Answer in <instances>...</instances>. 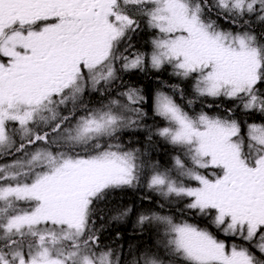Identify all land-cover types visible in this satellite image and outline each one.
Masks as SVG:
<instances>
[{"label":"snow or ice","instance_id":"snow-or-ice-1","mask_svg":"<svg viewBox=\"0 0 264 264\" xmlns=\"http://www.w3.org/2000/svg\"><path fill=\"white\" fill-rule=\"evenodd\" d=\"M165 66L194 98L161 82L147 125L123 74ZM208 97L230 106L186 110ZM238 112L264 115V0H0V264H124L96 223L141 183L156 197L136 223L163 232L129 264H264V123L244 135ZM135 128L174 146L170 167L123 143Z\"/></svg>","mask_w":264,"mask_h":264},{"label":"trees","instance_id":"trees-1","mask_svg":"<svg viewBox=\"0 0 264 264\" xmlns=\"http://www.w3.org/2000/svg\"><path fill=\"white\" fill-rule=\"evenodd\" d=\"M215 19V17H213ZM218 23L224 27L228 28L229 25L224 21L220 20ZM152 31L148 30L146 27L143 28L139 33L136 34L133 44L137 46L141 51L151 50V39ZM172 69L169 66H165L164 69L159 72L149 69L145 72L133 71L130 73L123 74V80L127 83H132L136 87L143 89L146 96L145 103L149 105L146 111L149 115L145 118L144 123L147 125H153L154 123L158 127L164 126V122L158 117H154L150 111V101L151 97L157 90H163L171 92V89L164 87L161 82H166L168 85L178 84L180 88L185 90L184 103L187 100L193 99L192 87L190 81H183L173 75H171ZM119 83V81H117ZM91 100L93 104L100 100L99 94L85 96V100ZM176 99L180 102L179 92L176 93ZM209 104L222 105L223 107H229L230 105L223 98L215 99L201 98L196 100V102L187 108L190 113H199L200 111H206L209 114H216L215 107L209 108ZM241 121L242 134H247V123H264V115L256 112L250 115H245L242 113H237L236 117ZM122 141L125 145L131 144L135 148H140L147 153V156L154 162H158L163 167H170L172 164V157L179 154L175 150L174 146L163 140L162 138L155 136L151 143L147 142V131L143 128L127 129L122 134ZM3 162V161H0ZM146 197L155 198L156 194L149 190L146 184L141 183L136 188H125L123 190H117L110 195V203L107 205H101L104 209L101 219L96 223V228L100 229L101 245H108L117 251L118 255H121L124 264H129L134 256L138 255L145 248H155L158 241L162 237L163 230L158 228L156 225H145L143 229L137 225V217L139 212L144 208L149 207L152 203V199H146ZM115 205H123L124 207H133L137 209L136 214H130L129 217L121 221H113L110 219L111 215L108 211L109 208ZM166 214H172L165 209ZM182 218L177 214L176 222H180ZM192 223H203L197 219L190 220ZM119 233V235H117Z\"/></svg>","mask_w":264,"mask_h":264},{"label":"rangeland","instance_id":"rangeland-1","mask_svg":"<svg viewBox=\"0 0 264 264\" xmlns=\"http://www.w3.org/2000/svg\"><path fill=\"white\" fill-rule=\"evenodd\" d=\"M258 254V253H257ZM259 255V254H258Z\"/></svg>","mask_w":264,"mask_h":264}]
</instances>
